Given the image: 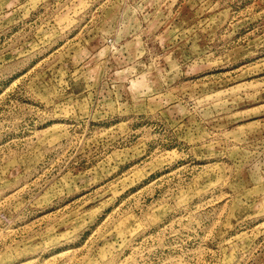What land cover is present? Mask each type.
<instances>
[{"label": "rangeland", "instance_id": "374dc122", "mask_svg": "<svg viewBox=\"0 0 264 264\" xmlns=\"http://www.w3.org/2000/svg\"><path fill=\"white\" fill-rule=\"evenodd\" d=\"M0 264H264V0H0Z\"/></svg>", "mask_w": 264, "mask_h": 264}]
</instances>
